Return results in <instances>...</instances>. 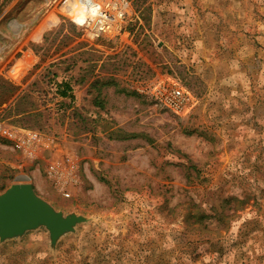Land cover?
I'll use <instances>...</instances> for the list:
<instances>
[{
    "label": "rangeland",
    "instance_id": "1",
    "mask_svg": "<svg viewBox=\"0 0 264 264\" xmlns=\"http://www.w3.org/2000/svg\"><path fill=\"white\" fill-rule=\"evenodd\" d=\"M64 1L0 0V125L42 138L35 158L0 138V194L89 223L0 264H264V0H129L100 41Z\"/></svg>",
    "mask_w": 264,
    "mask_h": 264
},
{
    "label": "water",
    "instance_id": "2",
    "mask_svg": "<svg viewBox=\"0 0 264 264\" xmlns=\"http://www.w3.org/2000/svg\"><path fill=\"white\" fill-rule=\"evenodd\" d=\"M87 223L89 219L83 215L57 211L38 196L30 183L13 184L0 194V244L45 229L51 249L56 250L64 237L76 234L77 228Z\"/></svg>",
    "mask_w": 264,
    "mask_h": 264
},
{
    "label": "built area",
    "instance_id": "3",
    "mask_svg": "<svg viewBox=\"0 0 264 264\" xmlns=\"http://www.w3.org/2000/svg\"><path fill=\"white\" fill-rule=\"evenodd\" d=\"M81 2L88 3L89 7L98 5L88 23L83 20L79 24L74 22L80 19V16L70 15L72 9L66 7V0L62 7L66 16L82 29L87 39L91 41L112 40L124 34L127 20L132 12L129 0H81ZM172 97L171 101L175 103L182 97L181 91L175 87ZM0 138L13 143L21 153L29 158H35L38 148L42 145L40 135L25 130L7 129L2 125H0Z\"/></svg>",
    "mask_w": 264,
    "mask_h": 264
},
{
    "label": "clouds",
    "instance_id": "4",
    "mask_svg": "<svg viewBox=\"0 0 264 264\" xmlns=\"http://www.w3.org/2000/svg\"><path fill=\"white\" fill-rule=\"evenodd\" d=\"M66 7L72 9L70 15L73 17L80 16V19L74 21L79 24L82 20L88 23L91 20L92 13L95 12L98 5L89 7L88 3H82L81 0H66Z\"/></svg>",
    "mask_w": 264,
    "mask_h": 264
},
{
    "label": "trees",
    "instance_id": "5",
    "mask_svg": "<svg viewBox=\"0 0 264 264\" xmlns=\"http://www.w3.org/2000/svg\"><path fill=\"white\" fill-rule=\"evenodd\" d=\"M62 86H64V87H66V84H62ZM1 89H5L7 92H9V93H14V91H13V87H11L9 84H7V83H5V82H3V81H0V90ZM60 91V90H59ZM69 91H67L66 89H64L63 90V92H61L62 93V96L63 97H66L67 96V93H68ZM2 103H5V102H2ZM2 103H0V105L2 104ZM195 169V168H194ZM196 170V169H195Z\"/></svg>",
    "mask_w": 264,
    "mask_h": 264
}]
</instances>
